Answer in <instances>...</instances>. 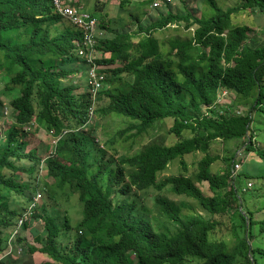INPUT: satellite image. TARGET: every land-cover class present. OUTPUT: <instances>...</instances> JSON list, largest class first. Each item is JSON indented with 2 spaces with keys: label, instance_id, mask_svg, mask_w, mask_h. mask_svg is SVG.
Returning <instances> with one entry per match:
<instances>
[{
  "label": "trees",
  "instance_id": "trees-1",
  "mask_svg": "<svg viewBox=\"0 0 264 264\" xmlns=\"http://www.w3.org/2000/svg\"><path fill=\"white\" fill-rule=\"evenodd\" d=\"M206 1L208 11L197 14L160 0L155 16L140 11L152 0H141L136 12L119 2L130 15L122 27L121 16L111 17L96 0L89 12L106 33L98 38L94 60L105 79L93 96L82 77L89 65L76 53L81 31L52 1L0 0V73L12 114L11 127L0 135V254L41 187L40 157L18 139L23 125L33 121L53 131L56 155L45 159V176L57 186L69 184L82 203L72 226L66 211L43 201L32 216L43 223L44 234L34 232L38 246L19 235L12 242L19 255L0 264H264V135L259 143L256 132L261 123L264 133V41L252 47V29L231 20L241 12L264 13V0H235L226 7ZM167 24L193 31L175 28L171 36L164 33ZM75 73L77 82L65 80ZM223 90L247 106V116L232 115L230 105L217 101ZM110 116L125 119L124 125L111 133L103 127L109 134L99 146L92 120ZM164 120L171 121L172 143L151 142L105 159L109 149L117 151V136L134 137ZM218 139L234 142L233 151L210 153ZM242 146L260 162L251 173L240 171L254 182L251 189H242L240 173L230 177ZM190 153L202 156L187 172L184 156ZM218 159L225 167L214 171ZM173 161L178 173L159 178ZM167 191L191 198L205 214L183 212L185 202L169 199ZM144 192L154 214L140 205ZM221 226L231 239L212 237Z\"/></svg>",
  "mask_w": 264,
  "mask_h": 264
},
{
  "label": "rangeland",
  "instance_id": "rangeland-1",
  "mask_svg": "<svg viewBox=\"0 0 264 264\" xmlns=\"http://www.w3.org/2000/svg\"><path fill=\"white\" fill-rule=\"evenodd\" d=\"M69 1V0H68ZM68 1H65V4H67ZM130 2L131 4L129 5ZM168 3L171 4V7L175 10L178 11H193L196 12L197 14L201 13V12H206L208 11V3L206 0H169L167 1ZM215 2L221 6V7H226L228 5H233L235 4V0H215ZM82 1H79V4H81ZM125 5L126 8L132 7L133 6V10L136 12L139 10L140 8V4L136 3L134 1H125ZM82 7V5H81ZM145 8H148L149 10H151V13L154 12V8H150V5L145 4L144 5ZM155 15V12H154ZM232 22L235 24H245L248 27H250L252 29V32L249 33L250 35H254L253 40L250 42V45L252 47H258L260 46L263 41H264V13H256L253 14L251 12H241L238 14H235L232 16ZM131 27V25H130ZM134 28V25L132 26ZM175 28H179V32L181 34L183 33H192L193 29H184L183 26L181 25H174V24H167V27L164 28V33L168 34V35H176L178 32H175L174 29ZM83 76L85 78L86 73L82 72ZM73 78V82H77L79 80V76L78 73L69 75L65 78V80L70 81ZM6 85V79L3 73H0V98L3 101L2 105L0 106V135H3V132L5 129H8L11 127L12 125V114L11 116H9V109L7 107V103H8V99L9 96L6 94V91L3 89L4 86ZM244 105V104H243ZM245 107H247L246 105H244ZM252 116L256 119H261L260 116H256V114H252ZM123 120L125 119H120L114 116H110L108 118H103V119H93V126H95L97 128V131H95V140H98L99 146H101V143L103 142L104 139H106V136L109 134L108 131L103 132V127H107L108 130L111 132H113L114 130L120 128L121 126L124 125ZM107 125V126H105ZM171 125V121L170 120H164L162 122L159 123H155L153 126H151L149 129H147V131L142 132L140 134H137L134 137H126L125 139L117 136L116 137V141L115 144L117 147V151H114L113 149H109L107 152V155L105 156V159H107L108 157L114 156V157H118L119 155H130L132 153H134L136 150L141 149L143 146H145L148 143L151 142H162V143H172L174 137L169 134L167 132V128ZM254 122L251 125L250 131L252 133L255 132V129L253 128ZM256 132L258 134V141L259 143H262V139H263V127L261 123L257 124L256 127ZM44 136H46L44 134V130L42 131V134L40 137L44 138ZM20 137H23V132H20ZM38 139L34 140H26L25 142V150H29V149H35L37 150L39 153H45V149H44V145H45V139L40 140L39 136L37 137ZM41 138V139H42ZM24 139V137H23ZM241 141V140H240ZM260 145V144H259ZM235 147V143L234 142H230V141H222V140H216L215 142H213L210 146V150L209 152L212 154H218L220 155H225L227 153H231L233 151ZM245 147L242 146L240 148V150H238L241 155L240 157V164L242 165V169L243 171H248V172H253L255 171V169L257 170L258 168H260V162L259 159L256 155L250 153V154H245ZM229 151H226V150ZM237 149V148H236ZM235 149V150H236ZM26 150V151H27ZM237 151L235 152V156H236ZM202 153H190L184 156L185 158V162L188 165L187 167V172H192V170L194 169V167H196V162L201 158ZM246 156V157H245ZM250 160V161H249ZM195 162V163H194ZM194 163V165H192ZM123 165V164H122ZM124 167V166H123ZM225 167V164L222 162V160L218 159L217 161L214 162V164L212 165V169L214 171L218 170L221 171V169H223ZM178 166H177V162L173 161L171 164L168 165V167L160 173L159 178L161 175H169L172 173H178ZM243 173L240 172V179L242 182H245V189H251L254 187V182L252 180H247L244 178V176L242 175ZM18 175H20V180L22 181H27V177L24 173H18ZM250 182L251 185L249 188H247L246 183ZM39 185H41V187H38V190H41V188H47V190L45 189L44 191H42V197L45 201V205H47V207H52V206H58L60 207L62 210L66 211L67 216H68V220L71 223L72 226H75L76 223L78 222V220L81 218L82 215V203L79 200V196L77 192H74L73 188L70 187L69 184L65 183L61 186H57L56 183L53 182V179L50 177H47L45 175H43L40 179V181L38 182ZM198 183V182H196ZM202 186V185H201ZM203 192L208 194L209 193V189L207 188V186L203 185ZM166 190H164L163 192H165ZM153 192V191H152ZM152 194V193H151ZM166 196L179 203L180 200L184 201L186 205H183L182 209L183 212H199L201 214H205V211L202 210V208L191 198L189 197H173V195L167 191L166 192ZM52 197V198H50ZM43 199H42V203H43ZM55 203V204H54ZM57 204V205H56ZM140 205L141 206H145L150 212H152L154 214V206L153 203L150 199V195L146 194L145 192L143 194H141V200H140ZM56 207V212L61 211L60 208ZM21 210V206L19 208ZM31 227L34 228V230H36V232H41L42 234H44V230H43V223L41 221H39L38 219H35V221H33V223H31ZM25 231V230H24ZM24 233V234H23ZM22 235H26L25 239L28 242H31L35 245L38 246V243L34 241V235L26 230V232H23ZM212 237L215 239H231V236L228 235L227 231L225 230L224 227H218L217 230L215 231L214 234H212ZM259 239L263 240L264 243V238L259 237ZM262 242V241H261ZM261 242H258L259 244L262 245ZM17 246V245H16ZM19 254H16L15 257H17ZM37 260H39V257L37 258Z\"/></svg>",
  "mask_w": 264,
  "mask_h": 264
},
{
  "label": "built area",
  "instance_id": "built-area-1",
  "mask_svg": "<svg viewBox=\"0 0 264 264\" xmlns=\"http://www.w3.org/2000/svg\"><path fill=\"white\" fill-rule=\"evenodd\" d=\"M51 1L55 10L81 31V40L77 43L76 53L79 57H82L89 65L86 72V84L89 91L93 96H95L103 86V82L105 79L104 72H102L99 65L95 64L94 60L96 55V35L100 32L98 30V20L96 17L82 10L80 5L73 6L74 3L76 5L77 0H65L68 1L67 4H65L64 0ZM71 1L73 2L72 4L70 3ZM163 1L167 2L169 0ZM160 3V0H152L150 8L158 7ZM227 94V91H221L218 95L217 101L227 103L225 99V96H227ZM235 112L240 113V110L237 109L235 110ZM89 114H92V107L89 108ZM239 169L240 164L238 162H235L231 170L232 176H234ZM40 197V193H37L36 196L33 197L26 211L18 219V226H21L23 222L30 217L32 212L38 206ZM15 232L16 231H14V233Z\"/></svg>",
  "mask_w": 264,
  "mask_h": 264
},
{
  "label": "clouds",
  "instance_id": "clouds-1",
  "mask_svg": "<svg viewBox=\"0 0 264 264\" xmlns=\"http://www.w3.org/2000/svg\"><path fill=\"white\" fill-rule=\"evenodd\" d=\"M79 1H81V0H77V3H76V5H75V3L73 4V6H78V5H80L81 6V4H79ZM161 1H163V0H161ZM71 4L73 3L72 1L70 2ZM152 3V2H151ZM151 3H149V5H151ZM82 8V7H81ZM83 10V9H82ZM84 11H86V10H84ZM57 12V11H56ZM86 12H88L89 14H90V12L89 11H86ZM61 15V14H60ZM94 17H96L97 18V20H98V30L100 31L97 35H96V44H97V41H98V38L99 37H101L102 36V34L103 35H105V31L102 29V28H100V22H99V19H98V17H97V15H95ZM73 25V24H72ZM74 26V25H73ZM78 29V28H77ZM81 40V39H80ZM96 46V45H95ZM96 64V63H95ZM102 70V69H101ZM86 77V76H85ZM220 94V93H219ZM218 94V95H219ZM218 95H217V98H218ZM225 99H226V101H227V103L226 104H228V105H230L231 106V111H230V113H233L232 115H237V116H247V114H246V112L248 111V108L247 107H245L243 104H240V103H238L237 102V100H234V97H233V93H230V92H228V94H227V96H225ZM240 110V113H236L235 112V110ZM252 114L253 113H249V117H251V118H253V116H252ZM20 128H22V129H20V131H19V133H18V139H19V141H23V142H26V140H36V139H38L37 137L39 136V138H40V140H43V139H45V145L43 146L44 147V149H45V153L43 154H41V153H39L37 150H33V149H29V150H32L36 155H38V157H40V161H39V165H38V169H37V171H36V175L39 177L40 175V177H42L43 175H45L46 174V170H45V159L47 158V157H49V155H56L55 154V148H54V144L56 143V141H57V138L55 137V136H53V131L52 130H49V131H46V130H44V129H42V128H38L37 127V124H36V122H33V121H30L27 125H23L22 127H20ZM44 130V134L46 135V136H44V138H42V137H40L41 136V134H42V131ZM20 132H23V137H24V139H23V137L21 138L20 137ZM42 138V139H41ZM39 140V139H38ZM97 140V139H96ZM98 141V140H97ZM27 150V149H26ZM29 150H27V151H29ZM240 150V149H239ZM239 151L237 150V153H236V156H235V162H238L239 164H240V162H239V160H240V158H242V157H240V153H238ZM246 157V156H245ZM241 169H242V165L240 164V169L237 171V173H235V175L234 176H232V174H230V177L233 179V178H235V176L238 174V173H240V171H241ZM245 183V182H244ZM250 185H251V183L250 182H247L246 183V186H247V188H249L250 187ZM47 190V188H44V189H42V191H44V190ZM242 189H245V187H244V185H243V187H242ZM42 191L41 190H37L36 192H35V194L33 195V197H35L36 196V194L37 193H40V195H41V197H40V201H39V204H38V206L35 208V210L34 211H36L37 210V208L39 207V205L40 204H42V199H43V197H42ZM33 197L31 198V200L33 199ZM31 200H29L28 201V203H27V205H26V207H25V209H24V211L22 212V214L26 211V209H27V207H28V205L30 204V202H31ZM43 201H44V199H43ZM45 202V201H44ZM33 211V212H34ZM33 212H32V214L30 215V217L26 220V221H24L23 222V224L24 223H28V224H31V223H33V221H35V220H32V216H33ZM22 214L18 217V219L22 216ZM18 219H17V222H18ZM39 221H41V220H39ZM42 222V221H41ZM23 224L21 225V226H18L17 225V223H16V226L15 227H12L10 230H9V237H8V245H9V247L7 248V250L6 251H4L2 254H0V260L1 259H4V258H6L5 256H7V255H9V254H14V255H16V254H19L20 253V249H19V247H18V245L16 246V245H14V244H12V242H14L15 241V239H16V237H19V235H22V231L24 230V228H23ZM28 224H27V226H28ZM26 226V227H27ZM14 231H16L15 233H14ZM23 236V235H22ZM31 243V242H30Z\"/></svg>",
  "mask_w": 264,
  "mask_h": 264
},
{
  "label": "crops",
  "instance_id": "crops-1",
  "mask_svg": "<svg viewBox=\"0 0 264 264\" xmlns=\"http://www.w3.org/2000/svg\"><path fill=\"white\" fill-rule=\"evenodd\" d=\"M81 1H82L81 5H82L83 10L93 11V9L95 7L96 0H81ZM125 1H131V0H98L100 7L105 9V11L110 12L111 17H116L118 15L121 16L120 17V23H121L122 27H126L128 25V17L130 18L129 13L126 10H122L118 5L119 2L124 3ZM132 1L139 3L141 0H132ZM128 3H129V5L131 4L130 2H128ZM140 11L142 13L145 12L144 14L154 15V12L151 13V10H149L148 8H145V7L140 8ZM114 14L116 16H112ZM143 18H145V16H143ZM132 26L133 25H131V27H130L131 30H133L135 28V26H134V28ZM24 230L22 231V233L26 232V230H27V232L30 231L33 235H34V232L36 231V230H34V228L31 227V224H28V226L25 227ZM24 236L26 237V235H24ZM9 255H12L13 257H15L14 254H9Z\"/></svg>",
  "mask_w": 264,
  "mask_h": 264
}]
</instances>
